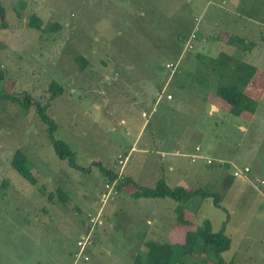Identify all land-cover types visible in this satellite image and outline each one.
<instances>
[{"label": "rangeland", "instance_id": "rangeland-1", "mask_svg": "<svg viewBox=\"0 0 264 264\" xmlns=\"http://www.w3.org/2000/svg\"><path fill=\"white\" fill-rule=\"evenodd\" d=\"M0 5L5 13L0 93L31 94L44 104L48 83L60 84L62 94L46 111L57 124L54 136L89 170L72 168L55 154L36 104L27 108L0 97V264H71L86 213L98 207L109 178L91 162L119 172L117 155L128 152L123 171L134 182L124 183L106 203L104 219L94 227L91 260L79 264H137L136 255L147 251L148 220L176 218L174 199L132 195L137 185L153 187L161 179L220 196L219 207L199 195L181 204L188 221L180 241L196 227L191 219L205 218L213 230L225 225L231 239L221 253L225 262L264 264V91L256 112L235 116L217 102L213 75L200 68L224 51L258 69L253 83L264 84V0H0ZM32 15L42 19L44 29L29 25ZM194 29V47L179 59ZM203 45L210 51L200 50ZM78 55L87 58L84 68ZM166 62L177 68L170 81ZM165 81L177 99H163L157 112L143 117ZM15 149L25 154L36 184L10 165ZM232 164L251 172L235 176ZM182 264L218 263L214 253L194 252Z\"/></svg>", "mask_w": 264, "mask_h": 264}, {"label": "trees", "instance_id": "trees-1", "mask_svg": "<svg viewBox=\"0 0 264 264\" xmlns=\"http://www.w3.org/2000/svg\"><path fill=\"white\" fill-rule=\"evenodd\" d=\"M4 14V9L0 5V28L5 25V22L3 20ZM42 22L43 21L41 18L36 15H32L30 17L29 25L33 28L44 29L45 26ZM236 39L240 42H244L243 37ZM226 41L230 44L235 43L232 37H229ZM75 60L78 62L81 68H84L86 66L87 58L78 55L76 56ZM202 65L203 67L201 66L200 68L205 72V75L212 74L216 80L214 96L221 100L222 103L229 105V111L231 114L239 116L242 112L253 114L257 111V108L261 102V94L264 89V84L255 85L253 83L252 78L257 70L256 69L254 71V66L224 51H220L217 56H213V58L204 62V64ZM176 73L177 71L172 75L169 74V81L173 76H177ZM2 78L3 74L0 72V79ZM167 82L168 81H165V84L163 83L160 90H162L164 87L166 88V92L169 91V88H167ZM253 87H257L259 91L254 90ZM62 92L63 87L60 84L56 83L55 81H50L46 89V94H48L49 99L48 102L44 104L35 99L31 94L9 95L0 93V97L15 99L21 105L27 108L33 104H36L39 118L46 125L45 129L48 132V136L55 154L60 159L66 160L68 165L72 168H76L80 171H89L85 167L80 166L78 163H76L75 153L69 147V145L63 140L57 139L54 136L57 124L54 119L47 114L46 111L50 107L51 102L58 96H60ZM25 163V154L21 150L15 149L10 159V165L30 183L36 184L37 177L32 173L31 170H29L25 166ZM91 163L92 165L99 167L110 179L117 176L116 172L105 167L100 161H93ZM130 181H133V179L126 176L118 187V191L121 189L124 183ZM132 195L134 198L170 197L174 199L179 203L175 208V212L176 217H179L180 220H182V217H184L182 212L180 211L181 204L186 203L194 195H199L202 199L211 197L216 207H219L220 198L218 193L208 192L200 188L190 189L183 186H170L164 179L159 180L153 187L137 185ZM58 196L62 199L61 193H59ZM47 197L48 199H51L52 193L49 192L47 194ZM85 230L86 227L83 229V231ZM184 239L185 242H182V244L176 242L168 243L167 241L160 242L157 240H147L145 242V246L147 247L146 253L137 254L135 257V261L137 262V264H182L186 261L187 258H189L194 252H196L200 255H208L210 253H214L217 256L218 264H233V261L225 262L223 257L221 256V253L228 250L231 246V239L224 233L223 226L219 230L214 231L211 227L210 222L208 220H204L201 225L197 226L196 229L187 233Z\"/></svg>", "mask_w": 264, "mask_h": 264}, {"label": "built area", "instance_id": "built-area-1", "mask_svg": "<svg viewBox=\"0 0 264 264\" xmlns=\"http://www.w3.org/2000/svg\"><path fill=\"white\" fill-rule=\"evenodd\" d=\"M196 19V18H195ZM197 25L198 23H196V29H197ZM196 29L193 30V32L187 36L185 38V40L183 41V47L181 50V53L179 54L178 58L182 59L184 54L186 52H189L193 49L194 44L193 41L197 36L196 33ZM165 67L170 71L171 74H174L177 71L176 64H173L171 62H166ZM175 68V69H174ZM174 69V70H173ZM157 99L154 102V105L152 106L150 112H142V116L143 117H148L149 115L154 114L155 112L158 111V104L159 102L163 99V98H168L169 100L173 99V94L171 92H166V88L163 87L162 90L157 92ZM135 148L131 147L130 150H134ZM198 151V147L196 149ZM128 155L129 152L126 155L123 154H118L117 155V164L121 167V170L117 173V176L110 179L108 178L105 182V187L104 190L105 192L103 194H101L98 197V207L95 208L93 211L89 210L86 213V223H85V227L86 230L82 231V235L77 238L76 243L78 250L74 255V260L71 264H79L80 262H88L91 259L90 256V246L93 244L94 246V241H93V230L94 227L97 224H100L103 216H104V207L106 205V203L113 199L115 195H117L119 193L118 191V187L120 186V184L122 183V181L125 179L126 175L124 174L123 168L125 163L128 160ZM193 158H202L205 159L206 162L208 164L213 163L212 159L210 158H205L202 155H193ZM218 162L224 164V162L222 160H218ZM233 166V170H234V175L235 176H246L248 173L251 172V168L249 166H238L236 164H232ZM260 185H264V179H260ZM264 197V195H263Z\"/></svg>", "mask_w": 264, "mask_h": 264}, {"label": "crops", "instance_id": "crops-1", "mask_svg": "<svg viewBox=\"0 0 264 264\" xmlns=\"http://www.w3.org/2000/svg\"><path fill=\"white\" fill-rule=\"evenodd\" d=\"M227 40V39H226ZM203 47L204 48H200V50H205V51H210L209 49H207V46L205 47L204 45H203ZM252 47V46H251ZM251 47L249 48V49H251ZM250 52H251V50H249ZM231 55V54H230ZM237 58H239V59H241L239 56L237 57ZM242 60V59H241ZM244 60V59H243ZM246 62V61H245ZM248 63V62H247ZM259 71H258V69L256 70V72H255V74H254V76H253V78H252V81H254V80H256V78H258V76H259ZM165 84V83H164ZM263 84V83H262ZM253 89L254 90H258L259 91V89L257 88V87H253ZM263 91H264V89H263ZM263 91H262V97H263ZM173 93V92H172ZM157 94V93H156ZM174 94V98H173V100H170V101H174V100H176L177 99V95H176V93L174 92L173 93ZM163 99H167L168 100V98H163ZM162 99V100H163ZM161 100V101H162ZM216 100H217V102L218 103H221L222 101L221 100H219L218 98H216ZM226 106H229V105H226ZM228 109H229V107H228ZM197 149V148H196ZM198 150H199V148H198ZM162 154L163 153H160V155L162 156ZM166 154V153H165ZM127 177H130V176H127ZM196 189V188H195ZM176 208V207H175ZM174 208V209H175ZM175 217H176V213H175V215H174ZM180 222H179V221ZM204 220H208V219H205V218H202L200 221L199 220H196V219H191L190 221H192V223L197 227V226H199V225H201V223L204 221ZM156 221V222H155ZM186 221H188V219L187 218H183L182 217V220H180L179 219V217H176L174 220L173 219H171V220H168V219H166V218H164V217H158V218H156V219H154V220H148V226H147V232L149 231V238L150 239H148V240H157V241H160V242H168V243H170V242H176V243H181L182 244V242L183 241H180L181 240V237H183V232L186 230V227H185V223H186ZM209 221V220H208ZM164 222H169L170 223V227H168V225L167 224H165ZM210 222V221H209ZM210 224H211V227H212V223L210 222ZM223 225V230L225 229V225L224 224H222ZM222 225H221V227H222ZM195 227V228H196ZM220 227V228H221ZM194 228V229H195ZM219 228V229H220ZM193 229V230H194ZM213 229V228H212ZM219 229H217V230H219ZM217 230H214V231H217ZM147 241V240H146ZM145 241V242H146ZM91 260V259H90ZM88 262H90V261H88ZM88 262H84V263H88Z\"/></svg>", "mask_w": 264, "mask_h": 264}]
</instances>
